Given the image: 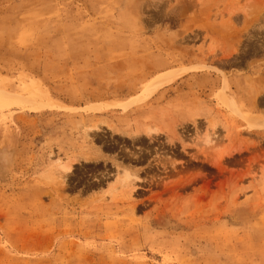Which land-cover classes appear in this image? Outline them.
I'll return each mask as SVG.
<instances>
[{
	"label": "rangeland",
	"instance_id": "obj_1",
	"mask_svg": "<svg viewBox=\"0 0 264 264\" xmlns=\"http://www.w3.org/2000/svg\"><path fill=\"white\" fill-rule=\"evenodd\" d=\"M32 79L70 108H0V264H264V0H0Z\"/></svg>",
	"mask_w": 264,
	"mask_h": 264
},
{
	"label": "bare ground",
	"instance_id": "obj_2",
	"mask_svg": "<svg viewBox=\"0 0 264 264\" xmlns=\"http://www.w3.org/2000/svg\"><path fill=\"white\" fill-rule=\"evenodd\" d=\"M181 70V69H180ZM183 72L180 71H168V72H162L158 75H156L149 83L147 87L146 93L148 95L155 94L159 92L161 89H163L166 85L173 83L178 77L182 75ZM25 81V80H24ZM23 83V82H22ZM228 84L226 83L225 89L222 94V101L224 104L226 103L227 106H230V109L236 112L237 106L236 100L234 101L232 96H229L227 90ZM46 88L41 85L39 81L33 80L30 83H24L21 89V92L23 93V96L17 98V99H0V108H10L12 106H19L25 109H28L34 113L42 112L45 109L48 110V108L51 110L52 108H59V109H68L70 107L64 106L61 103H58L57 101L53 100L49 94L48 91L45 90ZM148 97V96H147ZM221 99V98H220ZM229 104V105H228ZM116 106H125L123 103H118ZM226 106V105H225ZM233 107V108H231ZM238 110V109H237ZM238 113L239 110L237 111ZM254 113V112H252ZM250 112H244L245 121L247 122V125L250 126V128L257 129L261 126L260 119L257 115H254ZM240 115V114H239ZM239 117V116H238ZM242 117V116H241ZM240 118V117H239ZM242 119V120H243ZM157 130V129H155Z\"/></svg>",
	"mask_w": 264,
	"mask_h": 264
}]
</instances>
